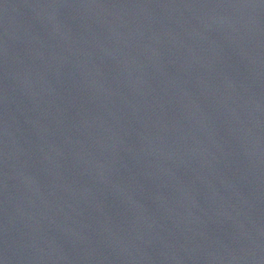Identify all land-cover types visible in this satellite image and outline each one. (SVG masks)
<instances>
[{"label": "water", "instance_id": "95a60500", "mask_svg": "<svg viewBox=\"0 0 264 264\" xmlns=\"http://www.w3.org/2000/svg\"><path fill=\"white\" fill-rule=\"evenodd\" d=\"M0 264H264V0H0Z\"/></svg>", "mask_w": 264, "mask_h": 264}]
</instances>
